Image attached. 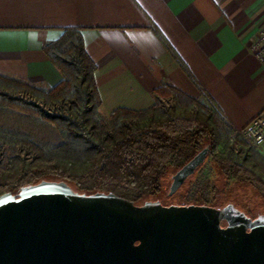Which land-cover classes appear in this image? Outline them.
I'll return each instance as SVG.
<instances>
[{"label":"crops","instance_id":"crops-1","mask_svg":"<svg viewBox=\"0 0 264 264\" xmlns=\"http://www.w3.org/2000/svg\"><path fill=\"white\" fill-rule=\"evenodd\" d=\"M263 25L264 0H0V72L56 86L45 45L79 28L103 113L150 108L169 85L211 102L239 133L264 111L251 49Z\"/></svg>","mask_w":264,"mask_h":264},{"label":"trees","instance_id":"trees-1","mask_svg":"<svg viewBox=\"0 0 264 264\" xmlns=\"http://www.w3.org/2000/svg\"><path fill=\"white\" fill-rule=\"evenodd\" d=\"M44 49L63 76L59 84L44 88L1 72L0 83L32 92L46 102L67 101L76 111L49 116L24 108L20 102L2 99L5 105L21 109L35 122L52 121L62 142L40 144L27 136L29 139L23 142L34 150L35 162L14 167L12 173L0 176V195L50 179L63 180L80 193L113 192L143 204L160 196L162 180L169 171L176 172L205 146H210L207 161L216 144L242 137L214 105L169 85L155 90L156 103L150 108H119L103 116L96 64L86 51L81 30L65 28ZM161 98L174 100L175 106L164 107L159 103ZM129 118L135 121L127 122ZM0 133V139L16 144L5 130L0 129ZM211 161L207 172L204 162L183 184L190 181L180 204L217 207L219 188L208 174L216 169L228 183H247L264 199V177L253 166L219 154L213 155ZM262 164L264 167V161Z\"/></svg>","mask_w":264,"mask_h":264},{"label":"water","instance_id":"water-1","mask_svg":"<svg viewBox=\"0 0 264 264\" xmlns=\"http://www.w3.org/2000/svg\"><path fill=\"white\" fill-rule=\"evenodd\" d=\"M209 151L174 172L170 195ZM0 264H264V216L233 204H136L43 179L0 195Z\"/></svg>","mask_w":264,"mask_h":264},{"label":"rangeland","instance_id":"rangeland-1","mask_svg":"<svg viewBox=\"0 0 264 264\" xmlns=\"http://www.w3.org/2000/svg\"><path fill=\"white\" fill-rule=\"evenodd\" d=\"M2 99L20 102L24 108H31V110L35 112L39 111L41 114L46 112L49 116L60 112L70 113L73 110L76 111V109L69 106L71 104L67 101L46 102L43 97H38L32 92L29 93L13 86H4L0 83V129L1 131H6L9 139L16 141L15 144L0 139V176L12 173L14 167L17 169L21 168L24 164L35 162L34 150L29 149V145L23 142L24 140L30 138L40 144H57L62 142L60 131L52 121L35 122L27 118L26 112L24 113L21 109L5 105ZM206 102L209 106L213 107L211 102ZM159 103L166 108L175 106V101L169 98H161ZM195 109L196 111L198 110V108ZM100 112L103 116L109 115L103 113L101 108ZM134 121V118L127 119V122L133 123ZM241 136L240 140H233L231 138L226 142L216 144L214 151L204 163L206 168L204 171L207 172V168L212 165L211 157L219 154L221 156H231L240 162L253 166L264 177V167L262 164L264 161V143L256 145L249 136L244 134H241ZM173 174V170L169 171L162 180L163 190L160 196L154 197L153 200L160 199L164 205L180 204L184 201V194L190 181L181 186L176 193L170 195L169 188ZM208 174L214 178L219 188L217 207L233 204L249 216H264V199L252 186L235 181L228 183L218 169Z\"/></svg>","mask_w":264,"mask_h":264},{"label":"built area","instance_id":"built-area-1","mask_svg":"<svg viewBox=\"0 0 264 264\" xmlns=\"http://www.w3.org/2000/svg\"><path fill=\"white\" fill-rule=\"evenodd\" d=\"M251 49L264 65V25L251 42ZM249 136L256 145L264 143V111L255 116L252 121L240 132Z\"/></svg>","mask_w":264,"mask_h":264},{"label":"flooded vegetation","instance_id":"flooded-vegetation-1","mask_svg":"<svg viewBox=\"0 0 264 264\" xmlns=\"http://www.w3.org/2000/svg\"><path fill=\"white\" fill-rule=\"evenodd\" d=\"M248 215V214H247ZM260 216V215H259ZM259 216H257V217H259ZM250 217H252V216H250ZM252 218H256V217H252ZM224 225V224H223Z\"/></svg>","mask_w":264,"mask_h":264}]
</instances>
